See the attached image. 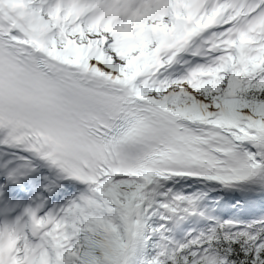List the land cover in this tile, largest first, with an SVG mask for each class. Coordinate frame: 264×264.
<instances>
[{
	"label": "snow or ice",
	"instance_id": "snow-or-ice-1",
	"mask_svg": "<svg viewBox=\"0 0 264 264\" xmlns=\"http://www.w3.org/2000/svg\"><path fill=\"white\" fill-rule=\"evenodd\" d=\"M0 264H264V0H0Z\"/></svg>",
	"mask_w": 264,
	"mask_h": 264
}]
</instances>
